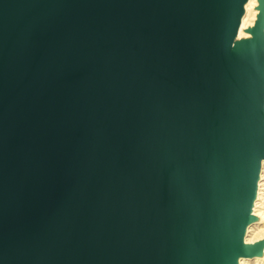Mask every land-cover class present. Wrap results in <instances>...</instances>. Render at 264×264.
Returning <instances> with one entry per match:
<instances>
[{
    "label": "water",
    "instance_id": "obj_1",
    "mask_svg": "<svg viewBox=\"0 0 264 264\" xmlns=\"http://www.w3.org/2000/svg\"><path fill=\"white\" fill-rule=\"evenodd\" d=\"M249 1L0 0V264L264 257Z\"/></svg>",
    "mask_w": 264,
    "mask_h": 264
},
{
    "label": "bare ground",
    "instance_id": "obj_2",
    "mask_svg": "<svg viewBox=\"0 0 264 264\" xmlns=\"http://www.w3.org/2000/svg\"><path fill=\"white\" fill-rule=\"evenodd\" d=\"M256 6H257V0H250L249 3L246 6V14L242 22V30L251 26L254 23L257 11H256ZM240 36H245L243 31L240 32ZM264 167V166H263ZM261 182L259 184V193H258V200L255 203L254 206V215L258 218V221L264 218V199L260 198V190L264 191V172L261 174ZM257 221V222H258ZM257 222L253 223L247 233V242H255L260 239H264V227L261 228ZM255 259H242L240 261V264H253ZM264 262V257L261 258ZM258 262V261H257ZM255 264V263H254ZM264 264V263H263Z\"/></svg>",
    "mask_w": 264,
    "mask_h": 264
},
{
    "label": "rangeland",
    "instance_id": "obj_3",
    "mask_svg": "<svg viewBox=\"0 0 264 264\" xmlns=\"http://www.w3.org/2000/svg\"><path fill=\"white\" fill-rule=\"evenodd\" d=\"M263 172H264V167H263V170H262V174H263ZM262 180V179H261ZM263 181V180H262ZM261 182V181H260ZM260 198L261 199H264V191H261L260 190ZM259 196V195H258ZM259 198V197H258ZM258 200V199H257ZM257 224H259V226H261V228L262 227H264V218L263 219H261V220H259L258 222H257ZM254 261H256V262H254L255 264H263L264 262L262 261V260H260V259H256V260H254ZM258 261V262H257ZM253 263V264H254Z\"/></svg>",
    "mask_w": 264,
    "mask_h": 264
}]
</instances>
